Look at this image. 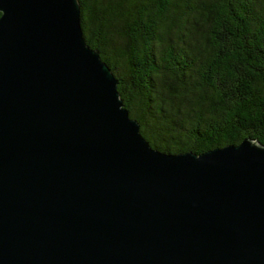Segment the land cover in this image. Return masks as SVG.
Wrapping results in <instances>:
<instances>
[{"label": "water", "instance_id": "obj_1", "mask_svg": "<svg viewBox=\"0 0 264 264\" xmlns=\"http://www.w3.org/2000/svg\"><path fill=\"white\" fill-rule=\"evenodd\" d=\"M0 264H264V145L152 148L78 0H0Z\"/></svg>", "mask_w": 264, "mask_h": 264}, {"label": "trees", "instance_id": "obj_2", "mask_svg": "<svg viewBox=\"0 0 264 264\" xmlns=\"http://www.w3.org/2000/svg\"><path fill=\"white\" fill-rule=\"evenodd\" d=\"M86 43L152 148L264 145V0H78Z\"/></svg>", "mask_w": 264, "mask_h": 264}]
</instances>
